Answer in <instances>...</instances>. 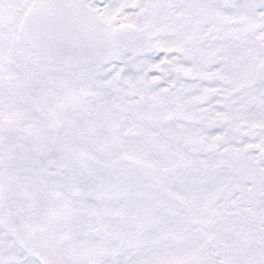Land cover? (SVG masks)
Here are the masks:
<instances>
[{
    "label": "snow or ice",
    "instance_id": "obj_1",
    "mask_svg": "<svg viewBox=\"0 0 264 264\" xmlns=\"http://www.w3.org/2000/svg\"><path fill=\"white\" fill-rule=\"evenodd\" d=\"M0 264H264V0H0Z\"/></svg>",
    "mask_w": 264,
    "mask_h": 264
}]
</instances>
